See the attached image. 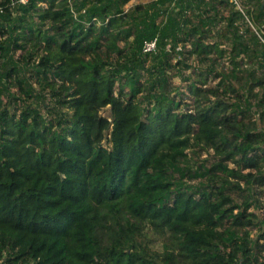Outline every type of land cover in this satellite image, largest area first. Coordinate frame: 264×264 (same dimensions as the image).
Here are the masks:
<instances>
[{
  "label": "trees",
  "instance_id": "obj_1",
  "mask_svg": "<svg viewBox=\"0 0 264 264\" xmlns=\"http://www.w3.org/2000/svg\"><path fill=\"white\" fill-rule=\"evenodd\" d=\"M195 1L206 4L208 16L218 6L246 16L229 0ZM89 2L27 0L17 7L0 0V38L15 36L14 48L25 52L20 63L36 68L41 88L71 116L54 123L32 105L24 103L17 114L7 98L0 100L4 264H264V71L248 80L255 97L262 91L257 120L241 105L245 85L220 81L209 87L208 77L189 83L183 96L160 93L145 105L139 70L170 36L166 30L160 40L137 34L127 29L129 15L120 7L109 18L110 4L96 0L87 8ZM247 15L264 32V20L256 21L249 9ZM130 32L126 52L118 44ZM203 32L193 26L172 42L196 37L191 55L221 54L217 41L202 42ZM155 38L157 50L144 54L145 41ZM5 46L0 41V56ZM6 77L24 99L31 96L17 67ZM197 149L213 151L217 161L209 173L225 178L209 191L176 189L168 180L171 169L185 164L192 173L190 153ZM253 204L263 217L251 211Z\"/></svg>",
  "mask_w": 264,
  "mask_h": 264
},
{
  "label": "rangeland",
  "instance_id": "obj_2",
  "mask_svg": "<svg viewBox=\"0 0 264 264\" xmlns=\"http://www.w3.org/2000/svg\"><path fill=\"white\" fill-rule=\"evenodd\" d=\"M88 3L87 8L95 5L96 0ZM161 0H104L105 3L110 4L112 13L109 18L116 17V10L120 7L129 15L128 30L135 29L137 34L144 33L147 38L150 35L158 36L159 40L162 38L163 30L170 36L169 40H165L166 46H160L157 54L150 57L146 62L145 70H138L143 75L142 80L146 83L147 94L143 97V103L149 105L152 102V97L156 98L160 93H167L169 96L180 97L188 93L189 83H199L201 77L209 78V87H216L220 81L223 85L233 83L237 87L245 85L240 90L245 102L242 107L247 106L252 112L253 119L258 118L260 113V99L262 91L257 89V97L255 92L250 88L249 75L250 73H261L264 71V32L257 25L249 19L247 12L248 9L253 12L256 21L262 22L264 18V0H243V4L247 10L245 17H233L232 12L234 9L229 7L223 9L217 7V10H212L210 16L205 12L209 9L206 4L189 0L190 5L182 4L180 0H162L158 6L154 4L160 3ZM152 3V4H151ZM13 4L19 5L21 0H13ZM43 5V4H42ZM99 5V4H96ZM144 11L147 14H144ZM3 13V12H2ZM22 12H20L21 14ZM1 16L4 15L0 14ZM18 8L14 10V16H17ZM3 20L8 21L9 17L5 15ZM88 20V19H87ZM35 23L39 25V19L35 18ZM102 24L98 20L97 25ZM193 26H199L204 31L202 34V42L208 45L218 42L221 50L220 53L208 51L206 54L200 56L197 54L191 55L190 52L194 50L193 42L197 38L187 37V43H174L172 42L174 35L184 38V33L189 32ZM9 27V26H7ZM261 27V26H260ZM126 28V26H125ZM19 30H17V33ZM129 37L123 36L122 41L119 42V48H124L126 52L127 43L133 40L131 32ZM0 41H5V54L0 56V100L8 99L12 105L7 106L12 112L19 114L22 105H32L40 109L45 117L58 123V119L65 115L70 119V111L65 107H61V103L55 94L49 89H42L41 84L37 82L35 76L36 68L32 64H21L19 60L23 49L14 48L15 36ZM146 38V37H145ZM171 45L175 46V52L172 50ZM117 51V49H116ZM170 54L171 56H169ZM1 55V53H0ZM116 57V52L113 54V59ZM115 61V60H113ZM167 61L168 65L163 66L160 63ZM181 61L182 65H178ZM171 64V66H169ZM131 67L132 65H126ZM153 66L158 70V73H150V68ZM11 67H17L20 72V79L23 81L25 88L31 96L24 99V95L19 91L14 81H9L6 77L7 71ZM218 73L220 76H216ZM165 85V86H164ZM170 88V89H169ZM254 93V94H253ZM239 109V107H237ZM262 126H264L262 124ZM264 127L260 128V130ZM194 157L196 166L192 173L189 172L185 164L177 168L171 169V174L168 180L171 181L176 189L186 190L189 192L209 191L211 187L218 184L217 182L224 179L225 175L220 173L211 175L209 169L212 164L217 161L213 151L195 150L190 153ZM233 165H230V168ZM259 190V188H257ZM251 192L245 196L248 197ZM234 199L238 204L242 199L234 195ZM261 201L264 202V197ZM251 211H256L263 217V210L256 204H253ZM251 238L258 237L257 229L251 231ZM263 244L264 240H260ZM156 246L162 250V242L157 240ZM4 255H0V264H4Z\"/></svg>",
  "mask_w": 264,
  "mask_h": 264
},
{
  "label": "built area",
  "instance_id": "obj_3",
  "mask_svg": "<svg viewBox=\"0 0 264 264\" xmlns=\"http://www.w3.org/2000/svg\"><path fill=\"white\" fill-rule=\"evenodd\" d=\"M233 5H235V7H237L241 12L245 13L243 5H242V0H229ZM22 3H26L27 0H21ZM0 12H3V9L0 8ZM157 45H158V40L157 38L149 40V41H145V43L143 44V48L142 51L144 54L147 53H152L155 52L157 50Z\"/></svg>",
  "mask_w": 264,
  "mask_h": 264
}]
</instances>
